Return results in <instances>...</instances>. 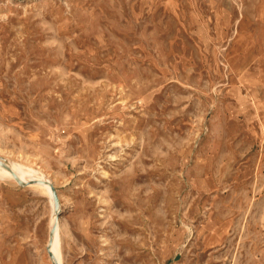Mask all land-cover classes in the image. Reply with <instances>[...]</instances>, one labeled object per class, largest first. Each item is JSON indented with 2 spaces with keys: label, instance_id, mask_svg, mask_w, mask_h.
Segmentation results:
<instances>
[{
  "label": "rangeland",
  "instance_id": "rangeland-1",
  "mask_svg": "<svg viewBox=\"0 0 264 264\" xmlns=\"http://www.w3.org/2000/svg\"><path fill=\"white\" fill-rule=\"evenodd\" d=\"M0 159L58 264H264V0H0ZM55 210L0 176V264Z\"/></svg>",
  "mask_w": 264,
  "mask_h": 264
},
{
  "label": "bare ground",
  "instance_id": "bare-ground-1",
  "mask_svg": "<svg viewBox=\"0 0 264 264\" xmlns=\"http://www.w3.org/2000/svg\"><path fill=\"white\" fill-rule=\"evenodd\" d=\"M0 160L4 163V165L0 166V168L3 169L2 171L0 170V176L1 177L16 180V178L14 177V174H15L19 177L20 180H22L24 182H33V184L37 183V184L41 185L42 187H44V189H46V191L49 193V195L53 198V193H52L51 187L47 184H43V182H50L51 183V180L47 176H42V177L37 178V177H35L33 169H29L28 171H25V170H22L16 164H11L9 161H3L2 159H0ZM59 212H60V210H59ZM54 217H55V223H54L53 229L56 227V224H57V218H58V211L57 210L54 211ZM58 226H59V222L57 224V229H56L55 234L54 235L50 234V241L51 242H50V247H49V249L51 248V251L55 255V259L54 258L53 259L55 260L56 264H58L57 260L60 257V254L58 251L57 239L55 237L57 234Z\"/></svg>",
  "mask_w": 264,
  "mask_h": 264
},
{
  "label": "water",
  "instance_id": "water-1",
  "mask_svg": "<svg viewBox=\"0 0 264 264\" xmlns=\"http://www.w3.org/2000/svg\"><path fill=\"white\" fill-rule=\"evenodd\" d=\"M0 165H4V163L0 160ZM14 177L16 178V180L18 181V183L22 186H29L31 184H33V182H24L22 180L19 179V177L17 175L14 174ZM43 184H47L51 187L52 189V193H53V198H54V205H55V208L56 210L58 211V218H57V224L59 222V208H60V203H59V198H58V195H57V192H56V188L54 187V185L50 182H43ZM57 224H56V227L52 230L51 234L54 235L55 232H56V229H57ZM52 245V244H51ZM49 254L52 258L55 259V255L54 253L51 251V248L49 249Z\"/></svg>",
  "mask_w": 264,
  "mask_h": 264
}]
</instances>
